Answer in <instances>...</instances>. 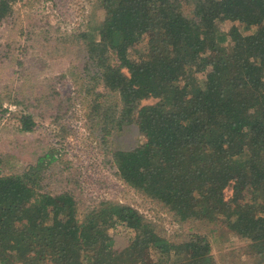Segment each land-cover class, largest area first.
<instances>
[{"label": "trees", "instance_id": "trees-1", "mask_svg": "<svg viewBox=\"0 0 264 264\" xmlns=\"http://www.w3.org/2000/svg\"><path fill=\"white\" fill-rule=\"evenodd\" d=\"M92 1L79 37L92 73L76 88L90 133L125 184L191 230L172 242L130 204L104 200L79 219V182L61 189L68 168L35 153L22 174L0 173V264H217V231L264 264V0ZM15 3L0 0V28ZM10 111L0 104V120ZM20 123L40 126L31 114ZM118 134L128 140L107 149Z\"/></svg>", "mask_w": 264, "mask_h": 264}, {"label": "rangeland", "instance_id": "rangeland-1", "mask_svg": "<svg viewBox=\"0 0 264 264\" xmlns=\"http://www.w3.org/2000/svg\"><path fill=\"white\" fill-rule=\"evenodd\" d=\"M94 9L92 0H17L13 24L0 28V104L3 109L11 110L0 120V173L22 174L35 153L55 151L58 158L55 171L69 170L66 174L69 181L61 189H72L77 181L82 188L84 197L79 219H83L88 207L99 201L126 203L152 220L163 237L183 242L191 227L177 223L155 202L125 184L100 153L103 149L100 133H90L89 128L96 125L76 88L88 84L86 75L92 73L93 66L79 37L86 30ZM189 10L186 9L187 13ZM233 25L227 23L225 27ZM51 89L59 100L49 97L51 93L47 97ZM24 114H31L40 125L35 132L20 131ZM110 139L114 145H106L107 149L118 148L120 142L128 140L122 134ZM53 172L48 170L46 175H54ZM51 180L47 179L44 184L56 186ZM195 232L210 235L204 225ZM216 233L210 239L217 264H250L240 241L232 236L226 238L223 233L225 245L220 233ZM122 235H114L119 246L127 243V237Z\"/></svg>", "mask_w": 264, "mask_h": 264}]
</instances>
